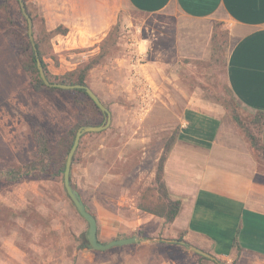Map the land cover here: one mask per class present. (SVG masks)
I'll use <instances>...</instances> for the list:
<instances>
[{
	"label": "rangeland",
	"instance_id": "obj_1",
	"mask_svg": "<svg viewBox=\"0 0 264 264\" xmlns=\"http://www.w3.org/2000/svg\"><path fill=\"white\" fill-rule=\"evenodd\" d=\"M24 1L34 19L35 40H43V59L53 80L100 56L87 83L110 109L112 122L104 132L82 138L72 166V183L96 216L101 239L111 220L121 222L126 229L123 235H130L128 223L140 214L138 205L157 198L158 163L166 145L174 137L177 140L183 129L190 97L195 104L222 106L225 130L235 128L243 137L220 101L228 93L225 60L230 46L223 23L128 10L109 32L112 38L104 43L108 34L97 44L99 49L90 53L91 49L74 45L64 25L49 26L35 0ZM25 26L14 0H0V169L34 160L36 126L56 157L58 144L78 122L92 120L101 125L105 121L82 94L49 87L34 90L31 76L22 67L24 57L6 35L9 29L23 31ZM58 27L68 33L51 35ZM11 229L24 245L41 241L40 247H48V264H78L77 257L68 261L57 253L60 248L71 252L77 244L86 246L88 224L61 178H28L16 184L0 180V233ZM165 248L161 255L157 251L152 255L153 264L164 258L176 264H216L187 247ZM32 259L34 264L40 262L35 255Z\"/></svg>",
	"mask_w": 264,
	"mask_h": 264
},
{
	"label": "crops",
	"instance_id": "obj_2",
	"mask_svg": "<svg viewBox=\"0 0 264 264\" xmlns=\"http://www.w3.org/2000/svg\"><path fill=\"white\" fill-rule=\"evenodd\" d=\"M35 1L49 26L64 25L74 45L91 49L90 53L99 49L97 44L128 10L145 15L168 12L188 20L223 23L230 42L228 84L245 108L253 113L264 111V0ZM193 100L190 97L183 129L164 165L169 193L182 200L176 219L166 224L163 218L137 209L140 214L128 223L127 231L130 235L144 232L143 238L137 235L140 243L106 252L77 244L71 252L60 248L58 255L68 261L77 257L78 264H153L155 251L161 255L165 247L180 245L213 255L216 264H264V170L240 133L235 128L225 130L222 106L195 104ZM261 142L264 146V127ZM107 223L101 239L98 222L101 243L130 237L123 235L126 229L121 222ZM17 234L12 229L0 233V264H34L32 255L40 260L38 264H48V247H40L41 241L24 245ZM165 240H181L186 245ZM160 264L176 263L164 258Z\"/></svg>",
	"mask_w": 264,
	"mask_h": 264
},
{
	"label": "trees",
	"instance_id": "obj_3",
	"mask_svg": "<svg viewBox=\"0 0 264 264\" xmlns=\"http://www.w3.org/2000/svg\"><path fill=\"white\" fill-rule=\"evenodd\" d=\"M14 2L26 26L23 31L17 28L9 29L6 32V35L10 39L11 43L16 48H18V51L24 57V59L21 61L22 67L31 76L33 80L34 90L40 92L48 87L41 79L39 70L37 68V57L35 55L32 42L29 39L27 20L21 12V8L18 0H14ZM29 14L32 17L31 13ZM67 33L68 30L62 29V27H58L54 31L50 32L51 35L54 34L66 35ZM112 35L113 34L110 33L108 38L104 41V43L109 41L112 38ZM35 43L38 48V55L40 60L42 61V65L44 67L45 73L51 82L65 84V85H85L89 87L87 83L89 72L95 65L100 63V56L92 59L84 67H80L72 72H68L64 76H60V77L55 76L53 80V77L50 76L47 66L43 59L44 58V52L42 49L43 40L40 41L35 40ZM103 49L104 46L102 45L101 50ZM226 61L227 59L225 60V66H226ZM226 76H227V69H226ZM227 86H228L227 89L228 93L224 97V99L220 101L222 102V105L226 108V111L231 113L230 116L231 120L241 131L244 139L246 140V142L250 147V150L252 151L253 156L257 159L260 165L264 166V146L262 145L261 142V135L264 127V111L260 110L255 113L249 111L241 104L240 101L236 99L229 84H227ZM51 90L63 91L62 89H57V88H53ZM71 92L82 94L83 96L87 97L91 102V108L95 112L102 113L83 89H74ZM88 125L95 126L96 124L92 120L83 123L78 122L75 128L70 130L68 134L58 144L57 147L58 151L56 157L52 156L53 149L46 135L42 131L41 127L36 126L34 128L33 140L36 145L37 152L34 157V160L23 166H10L7 168L0 169V180L9 184H16L25 181L28 178L40 179V180L46 178L47 179L61 178V180L63 181V174L65 170L67 156L73 145L76 132L80 127L88 126ZM175 141H176V137H174L173 140H171V142L166 145V148L164 149V153L162 154L158 163L156 178H155L156 192L158 194L157 198L149 204L138 205L139 210L163 218L166 224H171L179 215L182 209V200L172 198L164 181V165ZM76 156H77V152L74 156L73 164L75 162ZM71 177H72V172H71ZM87 209L89 212H91L88 207ZM92 214L94 215V213ZM137 235H139L142 238L145 237L144 232L142 231L134 232L130 235V237ZM180 239L181 240L183 239L182 236L180 237ZM85 245L86 247L90 248L87 241ZM201 259L209 260L208 258H205L203 256H201Z\"/></svg>",
	"mask_w": 264,
	"mask_h": 264
},
{
	"label": "water",
	"instance_id": "obj_4",
	"mask_svg": "<svg viewBox=\"0 0 264 264\" xmlns=\"http://www.w3.org/2000/svg\"><path fill=\"white\" fill-rule=\"evenodd\" d=\"M21 12L24 15V17L27 20L28 24V35L29 39L32 42V45L34 47V52L37 57V68L39 70V74L45 85L49 88H57V89H62V90H74V89H83L86 94L89 96V98L95 103V105L100 109L102 114L105 117V121L103 124L98 125V126H83L80 127L75 135V139L73 142V145L69 151V154L67 156L66 164H65V170L63 174V183L64 187L66 190V193L68 197L71 199L72 203L74 204L75 208L77 209L78 213L80 216L87 222L88 224V231L86 235V240L89 245V247L94 250V251H99V252H106L109 250H112L117 247H124V246H130V245H135L140 243L141 239L139 236H133L130 238H124V239H115L112 240L108 243H101L98 240V222L96 217L88 211L87 206L80 196L79 192L75 189L72 183V177H71V172H72V166H73V161H74V156L79 148V145L81 143L82 138L87 135V134H93V133H101L107 130L112 122V113L110 109L100 100V98L97 96V94L88 86L85 85H65V84H60V83H54L51 82L44 70V67L42 65V61L39 58L38 55V48L35 43V37H34V21L30 14L27 11L26 4L24 0H18ZM168 242H174V243H179L186 245V242L181 241V240H165ZM190 249L197 254L208 258L212 261L216 262V258L195 247V246H189Z\"/></svg>",
	"mask_w": 264,
	"mask_h": 264
}]
</instances>
